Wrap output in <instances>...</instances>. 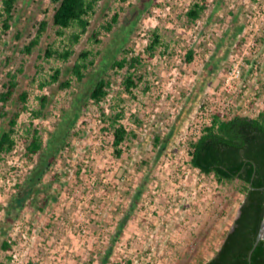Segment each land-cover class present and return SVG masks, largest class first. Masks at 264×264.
Listing matches in <instances>:
<instances>
[{
	"label": "rangeland",
	"instance_id": "374dc122",
	"mask_svg": "<svg viewBox=\"0 0 264 264\" xmlns=\"http://www.w3.org/2000/svg\"><path fill=\"white\" fill-rule=\"evenodd\" d=\"M202 1L102 0L64 62L46 59L45 50H63L78 28L57 35L51 0H17L6 34L0 0V95L10 73L19 81L12 100L0 102V136L20 108L19 95L30 93L16 146L0 162V262L202 264L216 254L244 195L238 182L219 184L194 168L190 143L216 111L256 117L264 110V0H205L200 19L189 20L186 13ZM115 13L120 20L108 33L102 26ZM43 20L48 28L28 55L24 48ZM95 32L101 33L99 44ZM154 32L161 45L150 58L146 48ZM83 50L92 51L94 64L79 82L72 68ZM134 54L144 59L137 72L143 81L128 93V69L112 65ZM56 69L62 75L53 83ZM104 77L111 82L101 103L106 117L90 99ZM65 81L72 86L62 89ZM44 95L47 107L35 118ZM116 113H123L118 124L130 132L121 157L113 146ZM35 128L44 149L31 160L26 145ZM45 168L36 191L17 209L19 185ZM4 241L10 250L2 248Z\"/></svg>",
	"mask_w": 264,
	"mask_h": 264
},
{
	"label": "trees",
	"instance_id": "16d2710c",
	"mask_svg": "<svg viewBox=\"0 0 264 264\" xmlns=\"http://www.w3.org/2000/svg\"><path fill=\"white\" fill-rule=\"evenodd\" d=\"M56 5L53 16V24L57 27V35L66 36V31L70 28H78L68 36V42L63 50L55 49L52 45L45 50V58H56L61 61H69L75 54L74 47L79 44L82 37L88 32L91 25L90 16L96 10L97 4L102 0H51ZM126 2L127 0H123ZM17 0H3V21L4 34L11 29V21L14 19V10ZM206 1L195 3L186 13L191 21L200 19L206 9ZM120 14L115 13L110 21H107L102 29L112 32L114 26L118 24ZM46 20L41 21L37 35L24 48V53L30 55L40 44L43 34L48 28ZM150 45L146 52L152 58L159 45L161 36L153 33ZM101 33L95 32L92 39L95 43L102 42ZM130 54V51H126ZM92 51L83 50L77 62L72 68L73 76L79 81H84L85 72L94 64L91 60ZM186 60L192 63L194 51L189 50ZM144 59L141 54H134L131 58L127 56L121 60H116L112 67L115 70L128 69V74L124 79V87L128 93L143 81V75H138V69L143 65ZM22 71V69L20 70ZM62 75L61 69H56L52 75V82H59ZM51 83V82H50ZM47 83H39L40 88H45ZM19 86L17 75L9 74V80L4 85L5 91L0 95V102L4 105L12 100ZM72 86L71 81L61 83L62 89ZM110 80L101 78L93 88L90 99L101 108V103L108 97ZM20 108L15 112L8 123V129L0 136V162L3 155L12 152L16 146L14 138L15 129L18 125L22 113L29 111L30 93L23 91L19 97ZM41 109L33 111L36 117L41 116L42 110L46 109L49 98L44 95L39 98ZM103 116H108L106 109L101 108ZM123 113H116L112 118L113 146L117 157L123 154L122 146L127 140L130 132L127 128L118 124ZM63 142V138L61 139ZM159 143V139H157ZM44 149V143L40 131L33 129L30 139L26 145V156L33 159ZM191 165L207 176H213L219 184L238 182L240 190L244 195V200L240 206L239 216L235 219L234 228L228 232L222 245L216 254L207 262L202 264H264V239H262L254 249L251 260L250 252L253 249L257 236L264 221V110L256 117L241 114H226L216 111L211 118V123L206 125L200 136L190 143ZM46 168L35 170L33 177L24 185H19L21 193L15 198L14 206L19 209L24 206V202L36 191L37 184L42 180ZM11 243L4 241L2 248L6 251L11 249ZM0 264H5L0 262Z\"/></svg>",
	"mask_w": 264,
	"mask_h": 264
},
{
	"label": "water",
	"instance_id": "95a60500",
	"mask_svg": "<svg viewBox=\"0 0 264 264\" xmlns=\"http://www.w3.org/2000/svg\"><path fill=\"white\" fill-rule=\"evenodd\" d=\"M233 228H234V227H233ZM233 228H232V229H233ZM263 228H264V221H263V223H262L261 230H260V232H259V234H258V236H257V239H256V242H255V245H254L253 249H252L251 252H250V255H249L250 260H251V256H252V253H253L254 249L257 247V245L259 244V242H260L262 239H264V236H263Z\"/></svg>",
	"mask_w": 264,
	"mask_h": 264
},
{
	"label": "bare ground",
	"instance_id": "6f19581e",
	"mask_svg": "<svg viewBox=\"0 0 264 264\" xmlns=\"http://www.w3.org/2000/svg\"><path fill=\"white\" fill-rule=\"evenodd\" d=\"M263 236H264V228H263Z\"/></svg>",
	"mask_w": 264,
	"mask_h": 264
}]
</instances>
